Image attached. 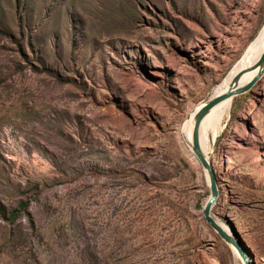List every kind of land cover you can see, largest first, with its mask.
I'll return each mask as SVG.
<instances>
[{"label": "rangeland", "instance_id": "obj_1", "mask_svg": "<svg viewBox=\"0 0 264 264\" xmlns=\"http://www.w3.org/2000/svg\"><path fill=\"white\" fill-rule=\"evenodd\" d=\"M263 25L264 0H0V264H242L180 129ZM207 152L264 264V74Z\"/></svg>", "mask_w": 264, "mask_h": 264}, {"label": "water", "instance_id": "obj_2", "mask_svg": "<svg viewBox=\"0 0 264 264\" xmlns=\"http://www.w3.org/2000/svg\"><path fill=\"white\" fill-rule=\"evenodd\" d=\"M255 69V73L245 82L240 84L239 79L242 73H237L231 80L227 90L223 93L212 95L206 101H204L194 114V125L192 129V150L197 160L201 164L202 168L206 170L208 186L210 194L202 206V214L206 223L217 233V235L223 239L230 247H234L243 262V264H252V255L250 254L245 242L236 234L228 231L222 227L216 218L211 214V209L218 196V187L214 176L213 168L202 152L198 143V128L201 119L220 100L226 97H232L249 90L264 74V47L260 53L257 61L252 65L251 70Z\"/></svg>", "mask_w": 264, "mask_h": 264}, {"label": "bare ground", "instance_id": "obj_3", "mask_svg": "<svg viewBox=\"0 0 264 264\" xmlns=\"http://www.w3.org/2000/svg\"><path fill=\"white\" fill-rule=\"evenodd\" d=\"M263 47L264 25L260 29V32L248 43L242 55L237 59V61L232 65L231 69L217 85L214 91V95L225 92L232 78L239 72L242 73L239 79V83H245L253 75V73H255V69L251 70V67L259 58ZM231 98L232 97H226L217 102L209 109V111L203 116L200 121L198 128V143L202 152L208 160L209 156L207 150L211 146L213 140L219 132L221 120L227 114L228 109L231 105ZM202 103L193 106L186 113L180 129L182 138L193 155L194 152L192 150V129L194 125V116L192 117V119H190V116L196 109H198V107H200ZM204 172L207 179L206 170H204ZM218 222L222 225V227H224V229H226L227 231L229 230L228 227L222 222ZM231 248L234 250L235 254L238 255L236 249L232 246Z\"/></svg>", "mask_w": 264, "mask_h": 264}, {"label": "trees", "instance_id": "obj_4", "mask_svg": "<svg viewBox=\"0 0 264 264\" xmlns=\"http://www.w3.org/2000/svg\"><path fill=\"white\" fill-rule=\"evenodd\" d=\"M12 215H14V214H12Z\"/></svg>", "mask_w": 264, "mask_h": 264}]
</instances>
